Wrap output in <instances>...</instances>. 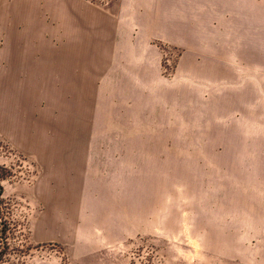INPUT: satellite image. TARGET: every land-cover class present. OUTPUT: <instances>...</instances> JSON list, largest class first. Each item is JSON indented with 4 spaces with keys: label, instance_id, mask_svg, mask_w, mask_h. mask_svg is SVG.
Segmentation results:
<instances>
[{
    "label": "rangeland",
    "instance_id": "rangeland-1",
    "mask_svg": "<svg viewBox=\"0 0 264 264\" xmlns=\"http://www.w3.org/2000/svg\"><path fill=\"white\" fill-rule=\"evenodd\" d=\"M134 2L0 0V264H264V22L226 55L213 0Z\"/></svg>",
    "mask_w": 264,
    "mask_h": 264
},
{
    "label": "crops",
    "instance_id": "crops-1",
    "mask_svg": "<svg viewBox=\"0 0 264 264\" xmlns=\"http://www.w3.org/2000/svg\"><path fill=\"white\" fill-rule=\"evenodd\" d=\"M132 0H122V5H134L136 2L130 4ZM158 2V0H155L154 5ZM172 4V3H171ZM189 5H196V6H205L206 0H189L187 3ZM70 5L72 8L65 10V12H68L69 19H65L66 22L73 23L76 22L77 25L79 24L80 27L82 23H88L93 21H101L107 22L105 19V16L102 15V17L98 16V18L93 19L94 17L88 13H85V16L82 14H79L76 9H73V4H65ZM213 5L215 6V19L220 23V32H219V41H220V53L222 54H230L232 52V39L238 38L240 34L239 30H243L242 33L245 37H250L251 34H249V29H252V24L254 21H261L264 22V0H213ZM163 8L157 6L156 11H154V14L145 19V22L151 23L152 25L159 21V23L166 22L168 19L165 18L163 15ZM261 11V12H260ZM224 14V17H223ZM66 15V14H65ZM168 22V21H167ZM224 24H223V23ZM149 23V25H150ZM251 25V26H250ZM161 26H163L161 24ZM165 27L168 28V25ZM223 27V29H222ZM41 31L37 30H25V31H8L7 37L8 38H29V37H45L44 32L43 35H39ZM173 33L171 32V35ZM57 36V34H54V37ZM61 36V35H60ZM229 40V46H227L226 41ZM13 42V41H12ZM28 43V42H27ZM25 43L22 42L20 44L19 42L11 43V63L13 66V73H16L17 71H21L22 74V86L27 85V87L30 84V70H29V61H28V52L24 50ZM21 45V46H20ZM22 48V49H20ZM70 49L63 51L62 47L54 45L53 47L48 48V52H46L42 55L43 60V70L46 65H49V67H53V77L55 80V84L57 81L58 85H61V78L63 75V71L67 72L71 69L77 68V66H74L78 60L81 61H87V51L82 50L86 56L84 59H80L78 56L80 55L78 53L79 47H69ZM78 55V56H77ZM74 56V57H73ZM70 59V61H69ZM16 62V63H15ZM27 63V65H26ZM64 65V67H63ZM86 70L88 69L86 66L84 67ZM231 68V66H226L224 64V67H221V70H227ZM78 69V68H77ZM51 74V73H50ZM50 74L44 73V77L49 76ZM14 77V76H13ZM71 82L70 84H72ZM87 83V82H86ZM88 84V83H87Z\"/></svg>",
    "mask_w": 264,
    "mask_h": 264
}]
</instances>
